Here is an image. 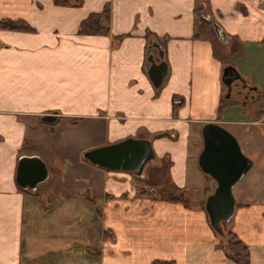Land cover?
<instances>
[{
    "label": "crops",
    "instance_id": "1",
    "mask_svg": "<svg viewBox=\"0 0 264 264\" xmlns=\"http://www.w3.org/2000/svg\"><path fill=\"white\" fill-rule=\"evenodd\" d=\"M67 1L0 0V22L32 30L0 29V264H234L203 208L215 184L197 158L211 123L243 127L242 149L260 161L262 194L235 198L228 230L250 264H264V0L204 1L226 43L192 39L198 0ZM107 4L108 34H78ZM155 44L167 66L159 89L148 76L162 62ZM227 67L243 81L231 91ZM49 115L55 124L41 121ZM129 138L151 143L144 181L163 171L154 186L184 192L186 204L83 157ZM22 156L49 171L34 192L15 182Z\"/></svg>",
    "mask_w": 264,
    "mask_h": 264
},
{
    "label": "water",
    "instance_id": "2",
    "mask_svg": "<svg viewBox=\"0 0 264 264\" xmlns=\"http://www.w3.org/2000/svg\"><path fill=\"white\" fill-rule=\"evenodd\" d=\"M213 28L217 39L226 43V34L216 24ZM154 47L159 49L156 44ZM158 58L163 60V53L160 49ZM166 75L167 66L163 61L159 65L153 64L148 71L149 79L155 89L162 86ZM236 79L241 80L234 69L227 67L223 70L222 83L228 91H231ZM241 82L243 83L242 80ZM41 121L53 125L57 117L55 115L44 116ZM201 138L202 150L198 155L197 165L203 175L215 182V189L205 199L204 211L215 234L223 236L222 224H231L235 212L236 199L233 195V188L245 179L255 165L242 153L237 140L223 127L212 123L206 124L201 129ZM83 157L98 168L110 172L129 173L136 179H143L146 166L155 161L151 143L132 138L92 150ZM48 178L47 166L38 156L19 158L15 175L18 188L34 192ZM152 193L155 192L152 191Z\"/></svg>",
    "mask_w": 264,
    "mask_h": 264
},
{
    "label": "trees",
    "instance_id": "3",
    "mask_svg": "<svg viewBox=\"0 0 264 264\" xmlns=\"http://www.w3.org/2000/svg\"><path fill=\"white\" fill-rule=\"evenodd\" d=\"M205 1V0H204ZM204 1L197 3L194 9V32L193 40L199 41H217V36L214 32V23L205 19L204 16ZM198 2V1H197ZM55 3L68 5L70 4L67 0H55ZM108 23H109V5H105L103 11L99 14H92L86 20L80 23L78 34L80 35H107L108 34ZM0 29H5L9 31H19V32H31L27 24L21 21H2L0 22ZM227 39L231 40L230 37ZM262 43L264 44V38ZM76 122H73V124ZM140 181L141 179H137ZM143 183V180L140 181ZM144 185L149 188L145 191L148 196L157 195V189L153 185ZM152 191L155 193L153 194ZM162 198V197H160ZM91 201V200H90ZM168 201L171 203H187V199L184 192H177L175 195L168 196ZM237 206V205H236ZM226 225L222 224L223 237L226 239L224 244L223 240L220 239V246L223 250L225 258L234 264H250L249 262V251L248 248L238 239V237L233 234ZM226 229V230H225ZM107 232L104 234L106 235ZM106 238V237H105ZM220 238V237H219ZM155 264H170L167 262H155Z\"/></svg>",
    "mask_w": 264,
    "mask_h": 264
},
{
    "label": "rangeland",
    "instance_id": "4",
    "mask_svg": "<svg viewBox=\"0 0 264 264\" xmlns=\"http://www.w3.org/2000/svg\"><path fill=\"white\" fill-rule=\"evenodd\" d=\"M201 1H204V0H198V2H201ZM229 57H232V55L229 54ZM224 127H225L224 129L237 140V142L240 145V148H241L242 153L247 158H249L250 160H252L254 162V165H255L254 168L248 173V175L246 176V178L243 181L237 183L234 186V188H233V195L237 199V201H239V203L242 202V201L243 202H246V200L249 202V201H251L250 199L253 198V197L256 198L255 200H258V198H260V196L262 194L263 186H262L261 182L255 183L254 180L261 179L260 178L261 177V174L258 172V168L260 166V161L259 160L256 161L255 160L256 158H253L252 156H248L247 154H245L244 150L242 149V146L240 144L241 143L240 142V139L238 138V134H239L238 130L239 129H243V127H239L238 128V127L228 126V125H226ZM199 172H200L202 178H204L203 177L204 175L201 173L200 170H199ZM151 173L153 175H151ZM151 173L149 172L148 173L149 174L148 177L147 176L145 177L146 181H144V179H142L143 180V183L140 182L142 180L138 181L133 176L132 177L135 179L136 182H138V184L140 183V184H143L144 185V182H145V183H148V185L150 184V185H153V186L155 185L154 183H156V182L159 183L160 180H163V178H164L163 171H154L153 170ZM154 173H156V174L154 175ZM207 178H209V177H207ZM158 179H159V182L157 181ZM208 180L211 182V184H213V185L215 184V182L211 178H209ZM161 183H162V181H161ZM161 183H159V184H161ZM140 184H139V186H140ZM258 184H259V186H258V189H257L255 187V185H258ZM143 185H141V186H143ZM198 187L201 188L202 185H200ZM143 188L145 189L144 191H146V190L148 191L149 190V188H147L145 185L143 186ZM155 188L157 189V193H158L157 195L159 197H162V198H167L168 199V196H171V195L173 196V195L177 194L175 192V190H173L171 188H159L158 186L155 187ZM198 192H201L202 193V191H198ZM239 194H242L241 196L244 195L245 197L240 198V195ZM204 202H205V200H204ZM204 202H203V207H204ZM229 226L230 225H226L225 228L227 229ZM219 237H220V239L223 240V242L225 244L226 243V239L223 236H219Z\"/></svg>",
    "mask_w": 264,
    "mask_h": 264
},
{
    "label": "built area",
    "instance_id": "5",
    "mask_svg": "<svg viewBox=\"0 0 264 264\" xmlns=\"http://www.w3.org/2000/svg\"><path fill=\"white\" fill-rule=\"evenodd\" d=\"M175 104L179 105L180 104V100L175 101Z\"/></svg>",
    "mask_w": 264,
    "mask_h": 264
}]
</instances>
